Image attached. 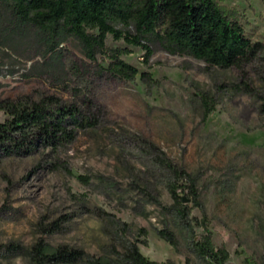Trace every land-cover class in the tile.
<instances>
[{"label":"rangeland","instance_id":"1","mask_svg":"<svg viewBox=\"0 0 264 264\" xmlns=\"http://www.w3.org/2000/svg\"><path fill=\"white\" fill-rule=\"evenodd\" d=\"M213 1L259 45L252 62L211 65L157 34L143 40L147 57L123 24V37L108 34L94 58L65 32L50 51L52 30L0 1V123L41 102L90 109L98 120L64 148L0 162V264H34L40 239L48 253L83 251L77 264H125L128 241L160 264H217L198 254L195 236H209L224 264H264V0ZM117 50L135 77L113 73ZM175 170L194 179L200 206ZM54 222L61 230L50 233Z\"/></svg>","mask_w":264,"mask_h":264},{"label":"trees","instance_id":"2","mask_svg":"<svg viewBox=\"0 0 264 264\" xmlns=\"http://www.w3.org/2000/svg\"><path fill=\"white\" fill-rule=\"evenodd\" d=\"M12 2L22 21L52 30L50 42L65 32L82 40L88 55L95 57V49L104 50L108 34L123 37L115 25L134 26L137 34H125L130 43L143 45L148 56L152 49L143 44L148 35L157 34L175 51L186 53L211 65L228 68L252 62L258 55L259 45L246 35L242 25L229 18L213 0H0ZM97 30L98 33H93ZM121 52L112 54L113 73L124 78H133L136 70L120 59ZM264 112V106H263ZM98 120L90 109L82 110L75 105L59 102L52 105L34 103L31 107L12 112V117L0 123V162L13 156L34 154L40 148L56 151L75 141L79 130L94 128ZM177 180L185 178L188 194L196 206H200L199 194L194 179L184 171H174ZM171 189L175 203L183 205L184 197ZM61 230L60 222H54L50 233ZM160 236L172 246L177 242L172 232L162 230ZM198 254L210 262L224 264L227 256L220 258L208 237L194 238ZM34 264H77L85 254L81 250L62 247L54 253L47 252V245L40 239L30 253ZM125 264H160L145 257L134 241L124 248ZM93 264H103L99 260Z\"/></svg>","mask_w":264,"mask_h":264}]
</instances>
